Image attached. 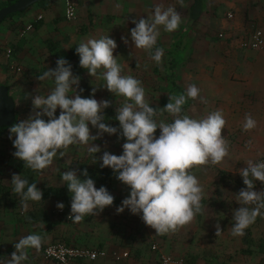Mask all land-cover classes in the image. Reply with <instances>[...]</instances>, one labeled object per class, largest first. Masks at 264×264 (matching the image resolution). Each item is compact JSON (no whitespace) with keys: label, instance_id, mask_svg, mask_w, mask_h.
<instances>
[{"label":"clouds","instance_id":"clouds-1","mask_svg":"<svg viewBox=\"0 0 264 264\" xmlns=\"http://www.w3.org/2000/svg\"><path fill=\"white\" fill-rule=\"evenodd\" d=\"M68 18H72L71 11ZM132 23L135 25L130 29L132 44L149 52L151 58L159 63L163 49L156 48L152 53L159 36V26H163L166 32L177 30L181 17L173 7L163 9L156 6L151 19L141 17L133 19ZM121 39L128 43L126 38ZM117 47L116 41L107 35L80 43L75 52L81 68L86 69L90 76H96L97 71L103 68L104 88L125 98L123 106L116 109L119 131L117 127L103 122L104 109L112 102L98 101L94 95L82 97L78 94L76 89L80 77L73 74L67 59L60 57L55 68H48L36 77L39 81L53 79L54 88L46 96H33V115L9 127V138L15 135L12 144L16 151L13 155L23 161L24 166L43 171L58 153L63 158L70 145H89L87 151L93 154V164L99 160L101 168L112 169L116 179L130 189L129 195L116 208L117 213L127 208L132 214H141L144 224L154 229L156 234L174 233L189 225L203 211V188L193 169L218 164L228 155L227 142L222 135L226 120L220 111L201 119L181 115L186 100L199 96L200 90L195 85H189L186 95L169 97V102L163 106L160 114L167 112L174 117L172 122L158 121L157 110L147 102L141 81L121 75V66L114 55ZM95 91L94 87L92 93ZM89 125L97 129L95 135ZM255 125L256 121L246 114L244 130H251ZM104 133L124 138L122 154L105 150L101 156L95 155L101 152V147L93 141ZM239 173L245 187L237 193L239 207L233 213V235H243L244 230L255 222L260 209L264 208V192L254 190V181L264 184V162L248 161ZM62 179L72 194L70 217L75 222L97 215L114 203V196L103 185L97 188L87 169L82 170L79 176L70 169L62 174ZM11 182L13 192L21 196L23 208H27L29 200H43L37 183L29 184L20 174H13ZM249 205L254 207L250 209ZM56 206L59 209L64 207L63 203ZM215 228L218 235L222 231L219 223ZM41 246L42 237L38 234L21 238L14 245L15 251L11 253L9 264H22L27 260V249L39 251Z\"/></svg>","mask_w":264,"mask_h":264},{"label":"rangeland","instance_id":"rangeland-1","mask_svg":"<svg viewBox=\"0 0 264 264\" xmlns=\"http://www.w3.org/2000/svg\"><path fill=\"white\" fill-rule=\"evenodd\" d=\"M49 2V10H43L34 3L28 7L23 17L17 18L14 24H10L9 26V22L7 21L2 23L0 27V83L5 84L9 88V92L15 101L14 109L17 110L19 116L17 122L33 115V96H46L55 86L53 79L46 78L43 81H39L36 78L43 74L40 71L42 68H54L51 63L52 56L46 55L44 51L45 39L68 38L69 45L76 44L78 46L89 39H100L109 35L118 45L114 50V55L117 63L121 66V75L132 76L140 80L141 84L147 85L151 80L156 84V77H161L159 70L163 63L165 49L157 45L168 46L173 39L172 36L178 32L180 27L172 32H166L163 26H159V36L152 50L154 54L156 48L163 49L161 61L158 63L151 58L149 52L138 49L132 44L130 29L135 27L132 20H138L141 17L151 19L154 15L155 7L162 6L163 9L173 7L179 13L181 17L180 25L189 24L184 19L185 0H85V3L82 0H73L77 9V15L73 20L65 19L63 15V0H49ZM38 18H40L38 29L31 28L23 33L27 43L26 47L15 58L12 57V60H8L6 52L3 51L7 47V44L15 37V32L11 28L14 26V29L18 30L19 24L32 25V22ZM89 19L92 22L88 24ZM84 23L87 24L88 29L84 34H80L79 28ZM190 26L191 31L194 33V29L199 28L194 24ZM215 30V27H210V34L217 35L216 41L224 38V32ZM218 34L222 35L219 37ZM121 37L126 38L128 43L125 44ZM125 55L127 56L124 57ZM149 69H152V71H149ZM104 71L101 68L97 71L96 76H90L85 69L84 75L80 79L79 87L76 89L77 93L82 97L94 95V98H97L95 97L96 92L102 95L107 93L108 96L106 94L105 97L107 99L110 98L109 100H114V98L118 97L119 95L110 93L104 88L106 84L102 77ZM161 81H163V78L159 80V82ZM93 85L94 87H98L94 94L92 93ZM80 89H83V91L81 92ZM257 93L258 98L256 101L261 100L262 102L264 100V89L258 90ZM72 94L69 93V95ZM121 98L122 96L118 97L119 100ZM165 104L166 102L161 105ZM160 108L163 109V106ZM56 115H59V109H57ZM44 118L47 119V117ZM252 119L256 121V125L248 131H245L243 128L245 122L234 120V116L226 120L222 135L227 142L228 155L218 164H209L202 168L193 169V173L197 176L203 188L201 203L204 207L201 217L198 219L195 216L189 225L180 228L177 232L165 235H158L156 233L145 235V231L141 230V235L136 234L137 239L134 242V247L139 248V256L135 259L132 257L127 258V256L116 258L118 255L113 253L114 258L118 259L116 261L120 262V260H123L122 258H126L123 260L124 264H161L160 258L162 255L184 260L185 255L194 254L197 257L195 264H264L261 263L260 257L257 255L243 256L239 252L242 235L232 234L233 224L235 223L233 213L239 207V204L236 202L237 193L241 189L238 183H236L237 177L240 176L239 172L247 166L248 161H252L253 163L264 162L263 106L257 107V116L252 117ZM103 122L105 123L106 121L104 120ZM92 131L94 132L93 129ZM156 135H159V131L156 132ZM9 136L10 133L7 134L8 139L11 140L9 143L6 144L4 142L5 144H3L0 141V152L6 146H10V150L14 152L12 140L15 139V135L12 134L11 139ZM102 137L104 138L105 135L103 134ZM101 138H99V143H106ZM87 148L88 145H70L63 158L59 156V153L56 158L66 166L70 161L75 162L83 158L81 156L87 152ZM111 151L114 152L113 150ZM8 159L10 162L12 161L11 158ZM254 190L263 191L262 188ZM252 207L254 206L249 205L250 209ZM16 210L11 209L10 206H0V249L3 251V255L0 256V264H9L11 253L15 250L14 245L21 238L31 234L32 231L38 230L39 232L41 230L36 224L28 225L20 222L19 215L16 214L18 211ZM56 212L57 209L55 214ZM258 218L259 221L257 223L250 225L251 231L255 235L264 236V211L260 210ZM130 223H133V226L140 224L129 213L127 220L122 222V225L124 224L127 227L123 228V230L125 229L124 232H126L123 236H126L129 232L133 233L131 231L133 227ZM141 223L144 225V222ZM217 223H219L222 230L218 235H216L215 228ZM144 226L146 227V225ZM71 229L70 226H57L53 233L57 234V237L66 238L63 234L70 233ZM60 230L63 234H60ZM40 236L42 237L40 250L37 251L34 248L27 249V260L22 262V264H53L43 256V249L50 242L51 234H40ZM143 237L145 239L142 240ZM153 244L155 248H152ZM89 247L93 248L92 246ZM9 250H11V253L8 254Z\"/></svg>","mask_w":264,"mask_h":264},{"label":"crops","instance_id":"crops-1","mask_svg":"<svg viewBox=\"0 0 264 264\" xmlns=\"http://www.w3.org/2000/svg\"><path fill=\"white\" fill-rule=\"evenodd\" d=\"M82 2L85 3V0H82ZM46 3L49 4V0ZM187 4L188 2L185 0V21H187ZM228 14H231V17H227ZM191 24L199 28L194 29L195 33L192 31V36H188L191 49L186 50L184 61L174 69V81L177 88H174L172 84L168 85L163 77L161 82L159 80L162 78L156 77L155 83L157 85L152 82L153 80L148 83L149 85L142 84L147 102L150 106H160L165 102H169V97L186 95L189 85H195L200 90L199 96L194 100L190 98L186 100V103L182 105L181 115L186 114L192 118L201 119L212 112L220 111L225 120H229L231 116H234V120L241 122H245L246 114L253 118L257 116V107H264V100L262 102L261 100L256 101L258 90L264 89V52L241 48L238 41L248 36L254 28L258 27L264 31V0H206L205 11ZM210 27H215L216 30L224 32V38L216 41L217 35L210 34ZM211 31L213 32L212 29ZM172 41L173 39L170 43ZM163 66L164 62L161 66L162 70ZM161 69L159 70L160 76L164 73L160 72ZM153 70L155 69L153 68ZM149 71H152V69H149ZM95 88L98 89V87ZM106 94L102 95L96 92L95 97L97 98L95 99L98 101L109 100L110 98L105 97ZM118 97L109 100L112 103L108 108H114L115 115L116 109H119L125 103V98L122 97L119 100ZM161 111L162 109L159 108L156 119L168 122L172 116L168 113L165 114V112L161 115ZM104 120L105 123L117 127L119 131V122L115 119V116L112 119L105 118ZM89 127L91 131L94 130L92 134H96V128L91 125ZM104 135L105 137L101 139L105 140L106 143H99V139L94 142V144L101 147V152H98L97 156H101L105 150L116 155L122 154L124 138L120 137L118 139L117 134L108 135L104 133ZM87 155L88 151L85 154L83 153L81 157L85 158ZM129 192L130 189L117 180L116 174L113 173L112 195L115 198V204L106 207L97 215L86 216L80 222L73 221L72 224L58 225L72 228L68 234H63L60 230V234L75 242L84 238L85 245L92 247L98 245L100 248L105 249L107 255L100 257L98 261L102 264H124L123 260L126 258H122L123 260L120 262L114 261L113 253L121 255L129 250L122 245L124 239L122 236L124 233L126 234L123 228H127L124 224L122 225V222L127 220L129 210L125 208L123 212L117 213L116 208L121 205L122 200L129 195ZM58 203L62 202L56 198H48L44 202L47 211L52 212V219L55 220V211L58 209L56 205ZM126 225L128 224L126 223ZM144 225L142 223L138 226L132 225L133 229L131 231H138L137 235L140 234L141 230L145 231V235L155 233L154 229ZM39 227L43 228L44 225L40 224Z\"/></svg>","mask_w":264,"mask_h":264},{"label":"trees","instance_id":"trees-1","mask_svg":"<svg viewBox=\"0 0 264 264\" xmlns=\"http://www.w3.org/2000/svg\"><path fill=\"white\" fill-rule=\"evenodd\" d=\"M14 1L16 0H2L0 1V8L9 5ZM46 1L47 0H38L35 4H37L41 9L46 10L47 8L49 9L50 7L49 4L46 3ZM187 2L188 4L186 8L187 9L186 20L189 24H183L182 26H180L178 32L174 36H172L173 37L172 43H170L168 46H164L162 44L157 45L158 47H162L163 49H165V54L163 57L164 66H163V70L161 69L162 71H160L164 73L161 77H163L166 80L168 85L172 84L174 88H177L176 82L174 81L175 78L174 69L177 68L182 61H184L185 59L184 55L186 50L191 49L190 39H188V36H192L191 33L193 32L190 29L191 28L190 23L197 20L198 17L205 11L206 8V0H187ZM27 9L24 11L8 14L0 22V27L2 26V23L7 21L9 22V26L10 24H14L17 18H21L26 14ZM76 15H77V9H76ZM39 19L40 18L32 22V29H38L39 27L38 24L40 22ZM91 22H92L91 19H89L88 24ZM25 26L26 25L19 24L18 30L14 29V26L11 28L15 32L14 33L15 37L7 44V47H5L3 51L6 52L8 56L7 58L8 60L9 59L12 60L13 58H15L17 55H19V53L23 50V48L26 47L27 45L26 39L23 36V34L20 33V30L23 29ZM79 29H80L79 33L84 34L87 31L88 26L86 23H84L83 26H81ZM68 42H69L68 38L45 39L44 41L45 54L46 55L49 54L52 56L51 63L53 64L54 68L56 67V60L58 58L64 57L65 59H67V61L72 66L71 70L73 74L79 76L81 79V77H83L84 75L85 69L79 66V56L75 52V48L77 47V45L76 44L69 45ZM46 70H47L46 68H42L40 71L44 73ZM8 92H9V88H8ZM161 106L162 105L160 106L153 105L152 107H154L158 111V109ZM14 111H15V119L13 124H15L19 119L17 110L14 109ZM104 116L107 119L114 118L115 116L114 108L104 109ZM173 119L174 117L172 116L168 120V122L169 123L172 122ZM9 127L0 126V141H2L3 144L5 143L7 144L11 141L7 137V134L9 133ZM10 149H11L10 146L8 147L6 146V148L2 150V152H0V206L6 205V206H10V208L13 210L17 209L16 211L18 212H16V214L19 215V221L22 223L28 225L36 224L38 226H40V224L41 225L43 224L44 227L41 228L39 232L38 230L37 231L35 230L32 231L31 234L47 235L48 233H50L51 240L49 243L63 242L66 245L77 246V247L85 245L84 238H82L81 241L75 242L74 240H68L67 238H63L61 236L57 237V234L53 233L58 225L72 224L74 220L68 219L65 217V215L63 214L61 215L57 213L55 214L56 220L52 219L53 214L52 212L47 211L46 207L44 206V202L48 198H56L63 203L64 205L63 208H67V206L71 203L70 195L72 194L68 192L66 182L62 179V174L70 169L75 170L78 176L81 174L82 170L87 169L89 177H91L95 182V186L99 188L100 186L103 185L112 194V184H113L112 169L108 167L101 168L99 160H97V162L93 164V154L88 153V155L85 158H81L79 160H76L75 162L70 161V163L66 166H64L63 162H60L58 161L57 158H54L52 164L43 171H34L31 168L24 166L23 161L17 159L13 155V153L16 151L15 148H14V152L11 151ZM95 155L97 156V153ZM8 158H11L12 161L10 162ZM13 174H20L21 178L27 179L29 184L37 183V187L43 193V200L38 202L29 200L27 201V208L26 209L23 208L21 204V196L13 192L14 185L11 182V178ZM83 178L84 177H81V179ZM236 183H238V185L241 188L245 187L241 175L237 177ZM254 183L256 184L255 189L262 188L263 189L262 192H264V184H261L259 181H254ZM260 210L264 211V208ZM129 213L132 214L130 211ZM132 215L135 217V220L139 221L140 223L143 222L142 220L140 221L138 214H132ZM196 216L199 219L201 217V213H198ZM258 221L259 218L257 216L254 223H257ZM137 232H133L126 236H122L124 238L122 245L126 246L129 249L127 250V257H132L134 259L139 256V248L134 247V242L136 241ZM144 237L142 238V240L146 238ZM93 249L106 251L105 249L100 248L98 245L93 246ZM239 252L243 256L257 255L260 257L259 259L261 263H264V236L255 235L251 231V227L249 226L244 230V234L241 236V247L239 248ZM7 253L8 254L11 253V250H9ZM2 255H3V251L0 249V256ZM99 258L100 257L96 258L95 260L78 259L73 261L72 264H102L101 262H98ZM196 258L197 257L194 254H187L184 257L183 262L184 264H195ZM113 259L114 261L118 260L115 259L114 256Z\"/></svg>","mask_w":264,"mask_h":264},{"label":"built area","instance_id":"built-area-1","mask_svg":"<svg viewBox=\"0 0 264 264\" xmlns=\"http://www.w3.org/2000/svg\"><path fill=\"white\" fill-rule=\"evenodd\" d=\"M64 1V17L66 20H73L76 17V7L73 0H63ZM71 11L72 18H68V13ZM231 17V14H228ZM32 28L31 24L26 25L22 30L21 34ZM221 36L222 34H218ZM239 46L245 49L260 50L264 52V31L261 28H254L251 30L248 36L241 38L239 41ZM71 204V203H70ZM70 204L67 208L57 209V214H63L66 218L72 219L70 217ZM140 220L141 214H138ZM152 248H155L153 244ZM106 255L104 250H96L89 246H69L63 242H54L47 244L43 249V256L51 261L53 264H70L78 259L85 260H95L98 257H103ZM127 256V252H123L121 255L116 256V258ZM161 264H184L183 259L173 258L168 255H162L160 258Z\"/></svg>","mask_w":264,"mask_h":264},{"label":"water","instance_id":"water-1","mask_svg":"<svg viewBox=\"0 0 264 264\" xmlns=\"http://www.w3.org/2000/svg\"><path fill=\"white\" fill-rule=\"evenodd\" d=\"M38 0H16L0 8V22L8 14L26 10ZM15 103L8 92V88L0 84V126H11L15 119Z\"/></svg>","mask_w":264,"mask_h":264}]
</instances>
